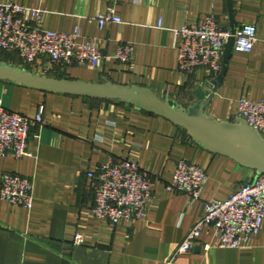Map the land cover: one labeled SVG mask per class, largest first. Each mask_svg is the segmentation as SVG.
<instances>
[{"label": "crops", "instance_id": "obj_1", "mask_svg": "<svg viewBox=\"0 0 264 264\" xmlns=\"http://www.w3.org/2000/svg\"><path fill=\"white\" fill-rule=\"evenodd\" d=\"M6 2L44 8L47 28H79L78 42H93L107 56L120 45L133 47L128 65L106 58L98 68L81 63L47 76L142 86L183 106L194 103L188 89L211 86L202 71L191 76L177 71L174 31L199 23L209 13L228 29L225 0H0ZM232 5L236 29L254 25L256 42L249 52L233 51L206 112L218 121L235 122L239 98L264 101V0H232ZM110 9L120 23L99 27L90 19ZM3 56L1 61L19 65L16 56ZM0 104L28 118L43 106V123L31 128L28 155L0 156V181L4 173H17L33 182L29 208L0 200V264H164L203 213L205 201L225 199L255 176L253 169L200 147L182 127L129 104L4 80ZM112 156L130 158L159 176L146 219L111 225L92 215L94 194L86 172ZM182 158L207 173L200 200L165 187ZM77 234L82 243L74 242ZM215 241L205 230L196 246L171 264H264V226L247 245L203 250V243Z\"/></svg>", "mask_w": 264, "mask_h": 264}, {"label": "built area", "instance_id": "obj_2", "mask_svg": "<svg viewBox=\"0 0 264 264\" xmlns=\"http://www.w3.org/2000/svg\"><path fill=\"white\" fill-rule=\"evenodd\" d=\"M47 10L12 2L0 3V52L14 55L25 70L47 75L54 69L87 63L98 68L106 58L128 65L133 47L120 45L110 56L101 47L87 41L78 42L79 28L71 32H58L47 28ZM94 19L99 27L105 23H120L113 9L97 13ZM229 36L214 13L207 14L199 23L184 25L174 31L178 50L177 71L191 76L202 71L204 77H215L222 66L224 40ZM256 42L254 25L235 30L234 50L249 52ZM237 118H241L264 138V101L245 97L237 102ZM43 123V106L34 118L11 111L0 104V156L20 159L28 155L27 144L32 125ZM94 199L91 213L114 225L118 220L146 219L152 201L156 173L143 169L130 159L112 156L94 170L86 172ZM255 177V176H254ZM240 185L225 199L204 202L199 216L184 240L164 264H171L181 253L191 251L201 233L210 230L214 244L203 243L204 251L215 248H239L249 244L251 237L264 226V174ZM208 179L205 169L187 158L176 162L171 180L165 187L169 192L185 193L192 201L201 199ZM33 182L17 173H4L0 181V200L29 208L32 203ZM77 234L74 242L82 243Z\"/></svg>", "mask_w": 264, "mask_h": 264}, {"label": "water", "instance_id": "obj_3", "mask_svg": "<svg viewBox=\"0 0 264 264\" xmlns=\"http://www.w3.org/2000/svg\"><path fill=\"white\" fill-rule=\"evenodd\" d=\"M229 36L224 40L223 61L219 73L208 80L207 90L200 84L187 91L194 103L183 106L171 98L137 85H124L110 80L86 82L55 78L25 70L20 65L0 61V80L51 93L92 99L116 100L153 115L161 116L182 127L200 147L227 156L240 165L253 169L256 178L264 174V138L245 120L218 121L207 114V108L218 91L234 51L236 30L232 0H225Z\"/></svg>", "mask_w": 264, "mask_h": 264}, {"label": "rangeland", "instance_id": "obj_4", "mask_svg": "<svg viewBox=\"0 0 264 264\" xmlns=\"http://www.w3.org/2000/svg\"><path fill=\"white\" fill-rule=\"evenodd\" d=\"M4 53L0 52V60H2L4 58Z\"/></svg>", "mask_w": 264, "mask_h": 264}, {"label": "trees", "instance_id": "obj_5", "mask_svg": "<svg viewBox=\"0 0 264 264\" xmlns=\"http://www.w3.org/2000/svg\"><path fill=\"white\" fill-rule=\"evenodd\" d=\"M3 53V52H2ZM6 54V53H5ZM1 61V60H0ZM113 101H116V100H113ZM121 103V102H120ZM150 114V113H149ZM153 115V114H152Z\"/></svg>", "mask_w": 264, "mask_h": 264}]
</instances>
